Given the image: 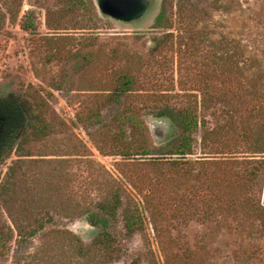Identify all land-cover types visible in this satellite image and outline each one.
Wrapping results in <instances>:
<instances>
[{"label": "rangeland", "instance_id": "rangeland-1", "mask_svg": "<svg viewBox=\"0 0 264 264\" xmlns=\"http://www.w3.org/2000/svg\"><path fill=\"white\" fill-rule=\"evenodd\" d=\"M84 1L0 0V97L42 104L53 128L0 161V264H102L103 218L110 264H264V165L249 164L264 162V0H148L133 22ZM183 110L193 154L154 165ZM125 210L141 231H125Z\"/></svg>", "mask_w": 264, "mask_h": 264}, {"label": "trees", "instance_id": "trees-1", "mask_svg": "<svg viewBox=\"0 0 264 264\" xmlns=\"http://www.w3.org/2000/svg\"><path fill=\"white\" fill-rule=\"evenodd\" d=\"M166 1L167 0H164V4ZM64 3V7L67 12H76L81 7H87V3L84 0H64ZM89 8L94 14L92 5L89 4ZM162 21L163 13L157 17L156 25H162ZM20 27L24 31H27L28 29V26L25 24H22ZM131 83L132 82L129 77L124 78L122 83V92L120 93L127 91ZM163 114L175 123V120L169 111L164 112ZM178 116L180 122L178 137L168 142L161 154V158H155L152 160V163H159L154 165H170V167L176 169L181 160H184L186 157L193 154V135L198 129L197 117L194 112L190 110L179 111ZM126 122L131 125L130 116L127 117ZM52 131L53 128L51 123L45 119L42 104L36 102H34V104H29L25 100L21 101L14 93H9L5 97H0V161H4L10 156L15 144L19 147L20 145L31 141L42 140L50 135ZM139 147L138 148L140 150H137V152L140 153V155H150L147 147ZM249 164L251 166L256 164L261 166L264 165V162L253 161L249 162ZM253 171L254 169L250 167V174H252ZM229 204L233 206L232 202ZM119 206L120 199L118 196H115L113 201L102 206V210L109 217V219H113L116 216L117 208ZM260 211L264 212V209L261 208ZM140 218L139 214H133L128 210L123 212L124 228L128 234H133L136 231L142 230ZM101 223L103 230L94 240V247L98 248L100 252L99 254L103 262L102 264H110L118 251V247L115 244L116 240L113 232L109 228V220L107 218H103ZM3 231V229H0V241L7 239V234ZM36 231V228H25L24 234L27 236H33ZM74 238L78 243H80L77 236H74ZM80 247L78 248L79 251H81ZM131 264H140V259L136 258L131 262Z\"/></svg>", "mask_w": 264, "mask_h": 264}, {"label": "water", "instance_id": "water-1", "mask_svg": "<svg viewBox=\"0 0 264 264\" xmlns=\"http://www.w3.org/2000/svg\"><path fill=\"white\" fill-rule=\"evenodd\" d=\"M97 8L103 16L118 22H133L142 18L148 8V0H96ZM171 122V121H170ZM157 131L166 132L168 135L171 125L167 126L161 122L153 123Z\"/></svg>", "mask_w": 264, "mask_h": 264}]
</instances>
